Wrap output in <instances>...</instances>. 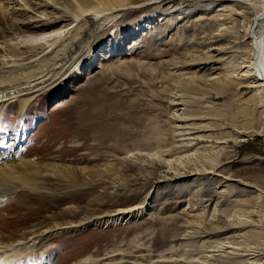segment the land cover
Instances as JSON below:
<instances>
[{
  "label": "rangeland",
  "instance_id": "374dc122",
  "mask_svg": "<svg viewBox=\"0 0 264 264\" xmlns=\"http://www.w3.org/2000/svg\"><path fill=\"white\" fill-rule=\"evenodd\" d=\"M143 1L135 0L101 31L68 75L24 112L19 99L2 106L0 148L8 152L0 149V155L14 150L5 164L24 157L61 170L54 178L39 168L42 175L29 176L34 190L19 186L13 199H1L0 237L7 241L78 225L39 239L15 264H183L225 238L227 232L218 229L237 220L240 211L253 210L263 225L252 216L259 225L243 233L264 253V108L259 91L242 80L251 60L244 29L237 22L225 41L217 39V16L227 8L220 1ZM11 18L0 22V29L6 30ZM68 23L48 38L28 33L7 41L34 47L64 36L73 27ZM235 37L236 54L207 52ZM12 59L0 54L2 64ZM226 75L236 78L232 87H222ZM175 100L187 104L179 108L186 109L189 124L206 126L195 134L204 139L189 151L177 137L181 112ZM194 153L184 165L198 175L177 178L165 162ZM211 169L218 176L205 172ZM62 171L72 177L64 179ZM134 206L148 209L130 222L92 224Z\"/></svg>",
  "mask_w": 264,
  "mask_h": 264
},
{
  "label": "bare ground",
  "instance_id": "6f19581e",
  "mask_svg": "<svg viewBox=\"0 0 264 264\" xmlns=\"http://www.w3.org/2000/svg\"><path fill=\"white\" fill-rule=\"evenodd\" d=\"M147 1L152 3L158 0H144L143 3H147ZM176 1L177 0H159V2L165 4H173L176 3ZM188 1L189 0H180L179 2L186 3ZM216 1L223 2L225 3L224 5H227V8H225L226 13H221L222 15L217 16L219 22L218 27L221 28V33L216 35V37L219 41H225L227 38L226 33H228L231 29L229 26L236 25L237 22H240L241 27L244 29L241 32L243 33L245 42L249 47L251 57L250 64L247 67L249 70L246 71L247 73L242 75V80L249 81V86L259 91V96H261L259 100L262 104V108H264V31H260L261 22L264 20V0ZM132 5H136L135 0H0V22L8 19L10 16L12 17V20L9 21L10 23L6 30L0 29V44L4 45V49L0 50V54L5 53L16 58L14 60L12 59L13 61L9 60L3 64L0 62V124L4 115V110L2 108L3 104L19 99V101L24 102L22 106V111L24 112L32 100L36 99L39 93L46 89L55 88V85L60 82L59 79L68 75L76 61L79 60L80 57L88 50L91 44H93L92 42L96 36L101 31L107 29V27L113 21H115V19L123 17L126 11L131 9ZM248 16H251L252 20ZM199 20L204 19L203 17H200ZM65 23H68L69 26L73 25L72 29L68 30L64 36L55 38L52 41L47 39V34L60 31L61 28L57 29L56 27ZM216 30H218L217 27ZM28 33L29 35L36 37L46 36L47 40L43 42H37V45L34 47H18L19 45H13L11 42L9 43L7 41L8 36H26L24 34ZM239 34L240 32L236 33L237 36H239ZM238 39L239 37H235V40L233 39L232 44L229 43V45L226 47L220 46L214 49L211 48V50H207V52L209 51L223 55L236 54L237 47L240 44L237 41ZM221 80L219 81V84L221 83ZM223 80V84L225 86L222 87L226 88L227 86L229 88L233 86L236 78H232V75H226ZM64 102L67 104L69 101L63 100V103ZM63 103H60V106H63ZM173 104L177 107L176 112H181L176 118V122L180 123L178 126H176L178 132L177 137L181 139L179 141L181 144H183L184 150L189 151L191 146L195 144L197 145L200 139H202V137H195V134L201 130H204V127L206 128V126L203 125L202 127L198 128L196 124L194 125L188 123V116L185 117L186 114L183 113L186 109L179 108L181 106L185 107L187 105H185L182 100H175ZM262 112L264 113V109ZM236 132L238 131L236 130ZM240 133L238 132V135ZM186 136H188L189 139L188 137L185 139L184 137ZM18 140L19 138L17 137L15 141ZM2 143H5V140L2 141ZM3 148L4 150L2 152H8L5 146L1 147L0 149ZM13 151L14 150H11L9 153L0 155V201L2 198L7 196L9 197L6 200L13 199L10 196L18 191L19 186L23 187V190H34V187L31 186V178L29 176H31V174H34L33 177L42 175V172L39 171V168H44L43 175L46 176H52L55 178L58 176L57 172L60 174L61 169L57 170L55 164L38 165L35 159H26L23 157L20 159H14V163L5 164V161L11 160L10 157L6 156L8 154H12ZM193 155H195V153L191 155L185 154L182 157L179 156L178 158L166 160L165 162L170 165L174 171H176L175 173L177 178L190 177L192 175L198 174L193 172L195 168L193 171L186 170L187 165L185 166L184 162L187 158ZM207 171H205L207 174H217L215 173V169H211L210 172L209 170ZM61 174L62 177L67 180L70 179L69 177H72L70 173H66V171H62ZM223 180L225 182L230 181L225 177H223ZM3 208L4 206H2L1 209ZM147 209L148 207L146 206H134L127 209L118 210L111 215L108 213L109 215L106 217L96 219V221H94L92 224L98 225L103 223L108 225L118 224L121 221L130 222L134 217L138 218V216L143 215ZM219 214L222 213L219 212ZM252 216H258L257 223L259 222V224H262L263 217L261 215H257L256 210L249 212L240 211V214L237 216V220L226 222V226L224 228L218 229L219 231L221 230L222 233H227L225 234V238H222V240L218 239L219 241L216 242V245L213 247L211 246L213 249H210L209 251L206 249L203 250L204 252L202 251L203 253H200V258L197 259V257H199L198 255L197 257H194L197 260L191 259L183 263L184 260L186 261L187 259L183 258L184 260L182 263L264 264V253L263 250L259 248V242L254 243L251 239L252 237L250 238V236H247L246 233H243L247 227L257 225L254 224V221L250 219ZM220 218L222 217H219V219ZM210 221L212 222L214 220L210 219ZM76 226L78 227L76 224L67 225L64 228L62 226H58L57 229L49 228L42 232H34L31 235L20 239L9 238L8 240L7 238V241L1 238L3 237L1 236L0 264H15L19 261H22L34 251V245L39 239L45 238L51 233L65 229H71ZM239 239H242L244 241H242V243L244 244H242ZM206 248H208V246Z\"/></svg>",
  "mask_w": 264,
  "mask_h": 264
}]
</instances>
